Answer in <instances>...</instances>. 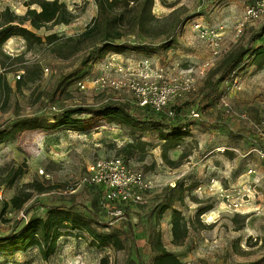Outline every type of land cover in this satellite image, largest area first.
I'll return each mask as SVG.
<instances>
[{
  "label": "rangeland",
  "instance_id": "obj_1",
  "mask_svg": "<svg viewBox=\"0 0 264 264\" xmlns=\"http://www.w3.org/2000/svg\"><path fill=\"white\" fill-rule=\"evenodd\" d=\"M27 1L0 0V8L21 15ZM62 1L76 14L71 23L35 30L42 43L31 48L17 36L0 45V73L12 87L8 105L0 89V130L17 117L39 115L42 120H52L63 109L105 101H124L134 110V93L129 89L97 92L76 86L83 75L116 76L114 70L104 68L105 57L124 67H130L125 65L128 61L147 58L150 68L163 69L169 81L189 73L195 89L171 102L176 107L170 120L173 125L146 123L135 134L104 122L80 130L32 129L0 143V182L12 169L23 171L12 185H0V238L23 221L45 216L51 205L76 202L97 221L118 228L124 243L120 250L91 246L82 230L70 227L64 229L72 231L70 237L59 238L48 259L34 246L6 250V241H0V264H101L102 259L108 264H153L155 254L148 236L155 230H160L163 244L179 264H264V156L259 153L264 151V59L249 52L233 70L225 64L228 55L245 46L254 31L252 49L264 44V16L244 20L245 8L253 0H179L175 7L183 5L186 10L170 48L161 49L160 41L151 42L150 47L156 48L149 54L131 45L123 53L109 52L89 62H83V54L61 60L45 41L50 33L61 38L81 33L95 14L93 0ZM173 8L154 0L157 16ZM195 23L207 31L205 37ZM205 63H209L207 68ZM23 66L37 77L17 88L18 76L27 75ZM192 111L198 115L193 116ZM93 121L96 119L88 123ZM173 127L181 128L179 144L167 155L177 166L164 161L160 147L162 134ZM112 156L144 174L149 187L142 192L141 202L109 201L104 185L84 180L94 161ZM26 193L31 197L22 206L26 217L20 221L22 209L15 210L9 201ZM4 202L8 207L3 210ZM166 202L172 208L160 214ZM173 208L178 211V233H185L179 245L171 242ZM117 210L122 213L116 214ZM75 233L81 239L73 238Z\"/></svg>",
  "mask_w": 264,
  "mask_h": 264
},
{
  "label": "trees",
  "instance_id": "obj_2",
  "mask_svg": "<svg viewBox=\"0 0 264 264\" xmlns=\"http://www.w3.org/2000/svg\"><path fill=\"white\" fill-rule=\"evenodd\" d=\"M161 1L168 7H174L164 16H157L153 13L154 0H93L96 5V14L81 33L63 38L57 36L56 33H50L45 37V41L52 45V51L61 60H68L83 54V62L94 60L95 57L96 59L103 58L109 52L123 53L131 48V45H134L133 48L139 47L150 54L156 48L150 47L151 42L156 41H160L159 48L168 49L182 23V13L186 9L183 5L175 7L179 0L172 3ZM25 5L26 11L21 15L8 7L0 8V45L6 39L17 36L25 41L27 48H31L42 43V38L36 34L35 30L51 29L60 24L67 25L76 18L75 12L70 10L62 0H28ZM256 35L254 31L245 46L238 47L228 55L225 64L231 66L230 70H233L249 52L255 57L264 59V44L252 49V42ZM23 68L27 71V75H19L16 81L17 88L37 77V75L32 77L26 66ZM0 89L1 95L4 96V104L8 105L12 87L2 73H0ZM131 107L124 101H105L95 106H75L63 109L52 120H42L39 115L17 117L8 127L0 130V143L15 138L24 130L32 129L49 131L73 128L80 130L86 125L104 122L118 124L131 134H135L146 123L153 127L173 125L170 120L175 115V106L171 107L173 115L157 112L151 106H135L134 110L137 111ZM93 118L96 121L88 123ZM180 130V127H173L162 134L161 155L166 163L173 166L178 164L173 163L167 153L179 144L177 135L181 133ZM22 174L21 168L12 169L0 185H12ZM30 197L31 193H26L22 198L20 195H15L9 203L15 210L23 209L26 212L22 206ZM7 207L8 202H4L3 210ZM168 208H172L171 203H163L159 213H163ZM208 209L209 207L199 212ZM177 214V209L173 208L171 242L175 245L181 244L185 238L184 231L182 235L178 233ZM70 227L82 230L89 237L91 246H109L117 250L124 248L121 231L118 228L97 221L86 211L79 209L76 202H71L69 205H51L45 216L32 217L23 221L19 228L13 227L12 232L0 238V241H6L7 244L4 246L6 250L15 248L16 251H20L34 246L43 259H48L55 251L57 240L63 236L70 237L72 231L64 232V229ZM129 228H132V224L128 225V230ZM125 231L128 232L127 229ZM81 236L80 233L73 234V238L81 239ZM148 242L155 254L153 264H179L176 255L163 244L160 230L149 234ZM101 264H108V260L102 259ZM131 264L138 263L131 261Z\"/></svg>",
  "mask_w": 264,
  "mask_h": 264
},
{
  "label": "built area",
  "instance_id": "obj_3",
  "mask_svg": "<svg viewBox=\"0 0 264 264\" xmlns=\"http://www.w3.org/2000/svg\"><path fill=\"white\" fill-rule=\"evenodd\" d=\"M263 16L264 0H253L246 6L244 20H256ZM243 24L244 21L238 25V32L241 31ZM195 28L202 37L208 34L198 23H195ZM105 59L104 68L114 70L117 73L116 76L107 73L83 75L75 81L76 86L81 89L93 88L97 92L126 88L133 91L132 104H135V106H151L155 111L166 112L168 115H173L171 102L175 98L181 96L183 92L195 89V80L189 73L169 81L164 76L163 69L150 68L147 58L132 63L126 61L127 64L125 65H130V67L116 65L112 57H105ZM207 66H209V63L204 64V68H207ZM200 74H203V70H200ZM192 115L197 116L198 113L192 111ZM259 153L264 156V151ZM84 180L96 185H104L107 200H118L125 203L129 201L141 202L142 192L149 187V183L141 171L128 169L124 161L117 156L94 161L88 167V177ZM121 213L120 210L116 212V214ZM25 217L26 212L23 209L20 210L18 218Z\"/></svg>",
  "mask_w": 264,
  "mask_h": 264
},
{
  "label": "crops",
  "instance_id": "obj_4",
  "mask_svg": "<svg viewBox=\"0 0 264 264\" xmlns=\"http://www.w3.org/2000/svg\"><path fill=\"white\" fill-rule=\"evenodd\" d=\"M95 14H96V11H95ZM95 14H94V15H95ZM94 15H93V16H94Z\"/></svg>",
  "mask_w": 264,
  "mask_h": 264
}]
</instances>
